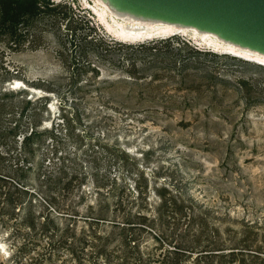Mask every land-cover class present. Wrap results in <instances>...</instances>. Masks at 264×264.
Listing matches in <instances>:
<instances>
[{"label":"rangeland","instance_id":"obj_1","mask_svg":"<svg viewBox=\"0 0 264 264\" xmlns=\"http://www.w3.org/2000/svg\"><path fill=\"white\" fill-rule=\"evenodd\" d=\"M49 1V14L19 25L29 35L17 49L8 37L0 43V88L13 90L0 113V172L9 179L0 182V264H171L170 243L185 244L201 227L158 214L156 186L206 213L200 245L214 225L226 246L245 224L264 231V65L189 34L121 42L84 0ZM92 37L155 45L136 55L146 77L107 88L117 97L105 101L78 90L72 64L96 60ZM117 57L101 59L112 79L122 76L109 63ZM179 57L185 62H171ZM124 112L146 115L138 122L121 119ZM34 124L38 132L24 139ZM256 235L249 244L262 252L245 261L264 264V237Z\"/></svg>","mask_w":264,"mask_h":264},{"label":"trees","instance_id":"obj_2","mask_svg":"<svg viewBox=\"0 0 264 264\" xmlns=\"http://www.w3.org/2000/svg\"><path fill=\"white\" fill-rule=\"evenodd\" d=\"M51 3L53 2H50L49 0H0V43L4 41L5 37H8L13 45L12 47L17 49L20 46L22 39L29 35V31L20 30L19 25H30L38 16L49 14L50 12L42 11L49 9ZM80 21H83L87 26L86 21L82 19H80ZM88 43V48L93 49L96 52V60H86L82 62L76 61L72 64V85L78 90H82L84 93L96 91L97 94L95 93V96L101 98L103 101L117 97L115 94H108V92H105L107 88L117 86L115 84H120L121 82H140L139 80L144 79L146 76H142L137 72L136 55L146 51L150 52L151 50H157L156 46L151 44L142 43L135 46L124 45L121 42H114L112 39L104 40L99 37H92ZM166 44V46L173 48L170 42H166ZM195 51L199 50L196 49ZM114 53L117 54L118 57L112 60L110 59L109 63L112 66L119 68L118 71L121 72L122 76L119 74V76L112 79L104 74L102 67L105 66V64L101 62V59L107 60L109 59L108 54ZM132 55H135L134 58L131 57ZM157 59V57L149 59L142 57L139 58V61L140 63L154 62ZM185 59V57H179L178 60L174 59L171 62L176 64V62L182 61V63H184ZM83 72L87 75L85 78H81ZM33 87L39 89L45 88V86L37 83L33 84ZM16 88L17 87L13 86L11 89ZM46 89L51 92L54 91L47 86ZM11 94H13V90L0 88V113L5 109V99ZM42 97L44 96H37L32 101L40 100ZM124 97L129 98L132 97V95L124 94ZM32 101L21 100L23 104H30ZM24 108L18 113L19 116L24 113ZM130 115H132V117L134 116L138 122H142V115L145 116L146 114L136 113L135 115L134 113L124 112L121 113V119L132 118ZM137 115L138 118H136ZM34 125L35 126H32L29 133L24 134V139L28 140L38 132V126L36 124ZM1 158L2 155L0 153V159ZM7 180L9 179L0 172V182ZM136 192L139 194L142 193V190ZM153 194L157 197L156 211L158 214H166L168 218H172L178 222L187 221L190 228H192L194 224H199L201 227L194 229L193 238L185 242V244L177 241L174 244L170 243V246L172 247L168 248L167 252L168 254H172L170 255L172 257L171 264H177L181 256L190 258L192 252H196V256L191 259L193 264H199L202 261L204 264H255L254 262L247 263L245 260L247 256L252 255L256 257L262 252L259 250L261 249V246H251L249 244L253 241L251 239V234H259L261 237H264L263 230L261 233L258 232V230L263 227L261 224H245L241 229V234L243 236L237 240L234 246L233 244L226 246V240H222L223 232L218 226L214 225L211 229L212 236H210L211 238L209 239V242L200 245L199 242L202 241L201 237L205 233V228L207 227L205 221L206 213L201 209L195 210L194 207L196 204L190 197H186L180 192L173 191L168 187L156 186L153 189ZM136 216L141 215L136 214ZM206 233H208V231H206Z\"/></svg>","mask_w":264,"mask_h":264},{"label":"water","instance_id":"obj_3","mask_svg":"<svg viewBox=\"0 0 264 264\" xmlns=\"http://www.w3.org/2000/svg\"><path fill=\"white\" fill-rule=\"evenodd\" d=\"M119 12L216 34L264 54V0H106Z\"/></svg>","mask_w":264,"mask_h":264},{"label":"bare ground","instance_id":"obj_4","mask_svg":"<svg viewBox=\"0 0 264 264\" xmlns=\"http://www.w3.org/2000/svg\"><path fill=\"white\" fill-rule=\"evenodd\" d=\"M84 2L87 4L86 7L92 11L99 22L104 25L106 31L118 41H142L146 38L155 36L164 37L169 34H189L193 39L204 45L207 49L209 48L213 51H221L226 54L240 57L245 60H252L264 65V54H260L249 48H244L225 41L214 33L200 31L194 27L179 26L140 16H134L125 12H119L112 8L106 0H95L96 4L94 3L95 5L92 6L89 5L87 0H84ZM107 13L111 15L110 21L107 19ZM15 83H17V81L14 82L13 86L17 87Z\"/></svg>","mask_w":264,"mask_h":264}]
</instances>
